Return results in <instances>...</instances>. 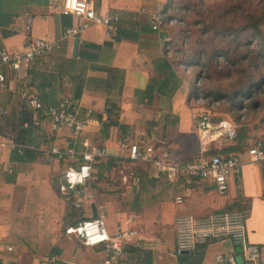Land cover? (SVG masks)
Instances as JSON below:
<instances>
[{
	"label": "crops",
	"instance_id": "0c3cea01",
	"mask_svg": "<svg viewBox=\"0 0 264 264\" xmlns=\"http://www.w3.org/2000/svg\"><path fill=\"white\" fill-rule=\"evenodd\" d=\"M90 2L97 14L118 16L113 32L91 25L68 35L82 20L64 15L62 0H0V52L22 51L30 38L58 45L20 72L1 70L6 86L0 89V264L103 263L100 247L64 234L81 212L60 192L61 172L70 163L51 153L66 147L80 152L84 141L109 155L94 166L96 211L106 214L110 231L122 227L138 234L124 247L123 264H214L216 255L230 251L227 242H200L182 259L174 234L177 216L214 210L245 214L247 239L258 246L264 264V162L250 163L239 152L240 172L220 196L207 183L171 179L153 166L117 157L122 141L150 143L179 157L198 153L201 146L233 152L197 137L195 120L208 107L191 94L197 81L191 78L189 85L173 64L160 23L152 29L155 15L164 16L166 0ZM31 95L44 106L69 99L77 110L92 111L95 122L77 138L64 127L53 130L28 107ZM263 131L256 138L264 142ZM12 143L26 149L19 154L10 149ZM176 197L183 202L175 203Z\"/></svg>",
	"mask_w": 264,
	"mask_h": 264
},
{
	"label": "built area",
	"instance_id": "2783aa9c",
	"mask_svg": "<svg viewBox=\"0 0 264 264\" xmlns=\"http://www.w3.org/2000/svg\"><path fill=\"white\" fill-rule=\"evenodd\" d=\"M62 13L66 16L80 18L82 23L67 30L68 35H75L91 25L105 27L107 32H113L117 15L97 14L90 0H62ZM164 16L155 15L153 30L159 28ZM31 21H27L26 30H30ZM55 41L30 38L22 51L0 52V89H4L6 81L2 69L8 68L20 72L38 58H43L57 48ZM201 81L199 79L197 84ZM199 103L206 104L208 109L195 120V130L198 139L205 145L218 143L219 145L235 148L237 146V125L230 119H215L214 106L219 104L212 97H199ZM28 107L35 114L43 115L53 130L66 128L73 137L80 136L86 127L95 122L92 111L81 112L75 108L69 99H61L52 105L44 106L36 95L27 99ZM240 111H243L240 110ZM243 119V116H241ZM84 150L77 152L73 147L64 149L53 148L51 153L63 162H69L60 175V192L64 198L70 199L72 206L81 212L75 225L66 227V236H75L87 247H100L105 258L102 264H123L124 247L138 239L137 231L118 227L110 231L107 227V217L98 212L91 218V205L94 203L91 183L94 166L97 161L109 156L103 147L90 146L87 141L82 142ZM241 151L248 156L250 163L264 162V142L262 139L249 138L241 145ZM12 151L22 154L24 145H10ZM219 147L215 151L211 147H200L198 153L179 157L169 149L158 150L153 144H142L122 141L119 143L117 157L131 163L153 166L160 173L169 178L185 177L207 183L214 187L215 192L224 196L228 193L229 182L233 175L240 172L243 163L239 152L223 153ZM75 176L74 181L69 176ZM182 197H176L175 203L181 204ZM84 209H87L85 215ZM174 234L177 251L195 250L200 242H227L231 249L228 253L216 255L214 264H263L257 245L248 241L245 226V214L238 210H214L203 215H179L174 220ZM234 249H238V253ZM8 251L11 248H7Z\"/></svg>",
	"mask_w": 264,
	"mask_h": 264
},
{
	"label": "trees",
	"instance_id": "16d2710c",
	"mask_svg": "<svg viewBox=\"0 0 264 264\" xmlns=\"http://www.w3.org/2000/svg\"><path fill=\"white\" fill-rule=\"evenodd\" d=\"M195 6L185 0H166L162 11L164 17L160 22L161 30L164 32L172 29L169 25L176 21L183 40H180L183 43L174 44L178 47L171 60L175 62V66L181 62L190 68L198 65V71L196 69L192 73L194 80L201 81L193 83L191 94L195 98L212 97L219 104L226 105L225 111L239 121L236 111L244 109V106L254 113L264 107V99L256 97L259 88L264 92V75L260 73L259 77L255 73L258 65H264V36L260 29L264 26V10L256 12L244 6H232L218 10L217 13L201 14L196 11ZM193 13L200 15L201 19L191 21ZM237 15L240 18L239 25L234 24L235 18L232 17ZM196 25H200V34L193 33L191 29ZM194 35V43L198 48L191 51L186 46ZM240 35L246 38L243 42L238 41ZM217 39L220 41L217 42ZM169 43L173 44L171 40L167 42L168 45ZM26 121L27 119L24 122ZM242 140L237 131V146L228 150L240 152Z\"/></svg>",
	"mask_w": 264,
	"mask_h": 264
},
{
	"label": "rangeland",
	"instance_id": "374dc122",
	"mask_svg": "<svg viewBox=\"0 0 264 264\" xmlns=\"http://www.w3.org/2000/svg\"><path fill=\"white\" fill-rule=\"evenodd\" d=\"M181 1V0H178ZM186 2H191L194 3L195 9L197 12L201 13V14H208L210 12H214L217 13L218 10H223L226 8H230V7H234V6H244L245 8H250L253 11L256 12H260L262 10H264V0H185ZM238 12V10H237ZM239 15V13H238ZM237 16H232L233 18H235V22L234 24L239 25L240 22V18ZM199 20L201 19V16H197L196 13H193L192 16L190 17V20ZM170 23V22H168ZM170 27H172V29L169 30H165V35H166V39L165 43L166 47H168L169 52H171V54L174 53V51L177 49L178 46H174V44L177 43H183L180 42V40H182V36L180 35V31L178 30V24L176 23V21H173L170 25ZM180 28V26H179ZM193 33H198L200 34V25H196L193 28H191ZM262 31V35L264 36V26H262L261 28ZM196 38V35L193 36V38L190 39V43L187 41V46L186 48H189L191 51L196 50L198 47L197 45H195L194 40ZM245 36L240 35V39H238V41L243 42L245 40ZM171 40V43H173L172 45H168L167 42H169ZM198 40V38H197ZM183 41V40H182ZM217 42L220 41V39L216 40ZM227 42V40H226ZM225 43V41H224ZM228 43V42H227ZM256 44V42H255ZM229 45V44H228ZM190 46V47H188ZM182 47H185L184 44H182ZM197 47V48H196ZM190 53V52H189ZM222 59V58H221ZM223 60V59H222ZM221 60V61H222ZM184 62H181V64L178 66H176L178 69L181 70L182 75H184L185 79L189 82V85H191V78H193V73L192 71L196 70L198 71L199 66L195 65L192 66L188 73L185 74V65L183 64ZM256 74H258V76L260 77V73L264 75V65L260 64L258 65V70L255 72ZM224 82H226V80H222ZM223 82V83H224ZM208 83V82H207ZM264 84V82H263ZM262 84V85H263ZM256 97L260 98V99H264V92L261 90V88H259L257 90L256 93ZM243 105H246L243 103ZM207 107V106H206ZM225 107L226 105H221V104H217L214 106V114H215V119H219L221 117L226 118V119H230L233 120L234 123L237 125V130L239 133V136L243 139V143L245 141V139L249 138H256L259 137V133H261L264 130V117L262 118L263 111H264V107H262L260 110L257 109L254 113V111H249L246 106H244L245 108L243 109V111H236V115L239 116V121L235 120V117L231 116L227 111H225ZM241 116H243V119H241ZM263 121V122H262ZM264 132V131H263Z\"/></svg>",
	"mask_w": 264,
	"mask_h": 264
},
{
	"label": "water",
	"instance_id": "95a60500",
	"mask_svg": "<svg viewBox=\"0 0 264 264\" xmlns=\"http://www.w3.org/2000/svg\"><path fill=\"white\" fill-rule=\"evenodd\" d=\"M91 212H92L91 218H82V220H90V219H94L96 217L97 211H96L94 205H91ZM178 254L182 257V259H185L186 256L190 255V251L189 250H180V251H178ZM197 259L199 260L200 256H198Z\"/></svg>",
	"mask_w": 264,
	"mask_h": 264
},
{
	"label": "clouds",
	"instance_id": "9594fccd",
	"mask_svg": "<svg viewBox=\"0 0 264 264\" xmlns=\"http://www.w3.org/2000/svg\"><path fill=\"white\" fill-rule=\"evenodd\" d=\"M69 179H70V180H72V181H74V180L76 179V177H75V176H72V175H70V176H69Z\"/></svg>",
	"mask_w": 264,
	"mask_h": 264
}]
</instances>
